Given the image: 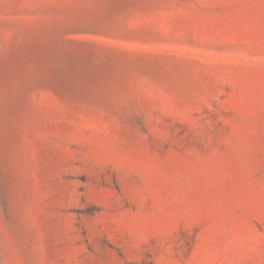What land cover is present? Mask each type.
<instances>
[{
    "label": "rangeland",
    "instance_id": "rangeland-1",
    "mask_svg": "<svg viewBox=\"0 0 264 264\" xmlns=\"http://www.w3.org/2000/svg\"><path fill=\"white\" fill-rule=\"evenodd\" d=\"M0 264H264V0H0Z\"/></svg>",
    "mask_w": 264,
    "mask_h": 264
}]
</instances>
